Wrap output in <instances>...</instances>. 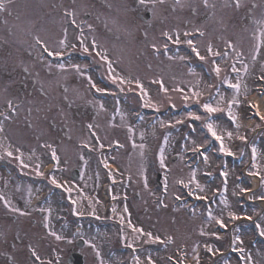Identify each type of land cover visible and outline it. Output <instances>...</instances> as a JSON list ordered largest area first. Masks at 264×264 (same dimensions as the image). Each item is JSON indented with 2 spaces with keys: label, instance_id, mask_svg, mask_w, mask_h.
<instances>
[{
  "label": "rangeland",
  "instance_id": "374dc122",
  "mask_svg": "<svg viewBox=\"0 0 264 264\" xmlns=\"http://www.w3.org/2000/svg\"><path fill=\"white\" fill-rule=\"evenodd\" d=\"M20 1L25 4L26 8L23 11L21 23L15 25L16 37L14 38L23 41V37L27 36L24 29L35 24L36 19L41 16L42 20L44 19L42 30H35V32L42 41L47 42L50 48L63 51L67 46L79 44L78 35L73 31H67L66 47L61 48L58 44V41L64 38V29H66L62 25L67 19L65 11L72 10L77 15L88 11L85 2L90 3V0H73L72 3L63 1L61 4H57L55 0L46 2H42V0ZM170 1L171 4H168L169 0H165L162 4L159 2L155 4L151 21L154 24L147 31L146 39H137L136 36L122 37V39H126L127 52H124L125 56L121 55L120 59L117 58L119 60L115 64L112 63L114 65L112 68L114 73L127 79L134 81L139 78L147 90L149 98L159 106V110L180 109V115L167 113L158 119L152 113L139 122H135L134 117L132 118L133 110L144 106L140 90L136 88L134 82L123 85L113 84L109 79L107 64L97 55H95L94 63L90 65H95V61H97L100 62L102 68H107L104 72L106 82L103 85L107 86L112 93L121 95L120 98L109 99V97L101 98L99 95H92L89 92L87 94L85 85L90 83L89 78H91L90 84L102 88V85L97 83L96 79L98 78H92V74L97 71V68L95 67L90 72L87 63H78L81 66L80 73L71 69L72 63H70L65 64L67 68L64 72L47 77L45 71L52 75L58 71V68L55 67L57 63L49 61L44 54L41 56L37 46L34 48L31 46V49L36 56L37 64H42L40 69L34 67L35 61L25 62L20 56H16V63L17 68L21 64H27L28 77H37L36 86L40 88L41 96L32 98V100L26 99V97L20 103L21 100L17 98L19 89L15 86L22 79L18 76L9 83L1 82L0 108L7 109L10 99L11 102L20 103V106L15 110L16 114H11L8 122L4 118L0 119V125L3 126L4 133L7 134L6 136L0 135V142L7 138L10 142L13 141L19 145L23 153V160L29 165L28 168L20 166V162L15 159V156L19 155L15 151L16 148L12 151V157L0 154V195L30 213L29 216L18 215L19 219L16 218L18 224H16L17 222L11 224L7 221L2 222L3 220L0 222L5 238L11 237L8 236L9 229L12 230V227L15 229V226L18 225L25 233V239H22L21 242L22 254L17 257L20 263L22 260L23 264H31L26 261L29 257L23 254L29 245L34 249L58 252L59 262H64L61 258L62 256L64 258L72 241L64 245L62 240H56L54 236L40 230L37 227L39 217L35 215V209L51 208L49 216L52 220L58 206V210L63 214L59 216L61 222L64 221L77 228H83L79 232L75 230L76 237L82 236L84 240H92L100 250L101 258L107 264H136L134 257L139 258L140 264H148L149 257L154 261V264H179L180 261L182 264H196L197 257L199 264H246L245 261L238 262L228 254L227 248L233 247H243L245 249L243 255L245 257L250 255L252 264H264V254L259 249L262 246H258L257 243L256 246H249L250 238L256 235L254 231H259L256 225L264 226V205L259 202L260 197L264 196V185L261 184L259 178L264 176V121L249 118L252 110L247 107L248 102H252L264 110V96L261 97V93L258 91L254 92L255 86L258 85L254 77L261 74V65L264 64V36L260 37V52L257 59L255 61L251 59L258 42L257 36L260 35L258 29L261 25L256 21H264V0H241L242 6L239 9L235 7L233 0H208V7L204 6L202 0H180V3H177V0ZM118 5L120 4L111 5L108 11L102 13L100 21L121 30L123 26L130 25L129 23L135 20L130 15V10L125 11L123 6L119 8ZM205 16L208 19H205ZM81 21L82 19H80ZM68 22L70 23V19ZM4 26L5 29L11 28L8 25ZM97 28H99L98 25L91 31ZM196 29L204 34L199 35ZM163 31H168L173 37L179 33L182 42L180 44L173 43L161 35ZM185 32L192 33V35L185 37ZM87 34H89L87 39L91 40L90 43L95 39L98 45L96 51L104 52L110 60L109 55L112 57L115 53L109 46L99 43L101 42L99 34ZM81 38L85 41L84 35ZM189 38L193 39L201 55L207 56L209 43L212 44L213 51L221 53L228 51L227 58H216L217 63L223 69L221 77L228 75V78L235 82L236 73L231 72V65L235 63L237 68H242L239 62L242 60L249 66L248 73H242V83L248 88L247 94L240 97L244 106L235 109L240 127L237 129L232 124L226 112L214 114L220 128L233 133L231 139L225 136V143L233 155L239 157L238 163L233 164L228 160L220 159L218 155L221 156L224 153L219 152V144L215 140H213L212 149L210 148L209 152L205 153L209 157L207 164L204 162V158L193 167L189 166L190 163L185 164L184 162L186 150L195 147L193 141L196 144L205 145V141L208 142L212 138L206 129L199 131L197 128L198 124L203 125V119H190L188 113L192 112L203 118L206 114L201 104L208 102L209 96L214 97L211 101L213 104L216 99H219L216 85H219L220 93L225 96V104L222 107L226 108V101L232 95L228 86L221 83L215 73L211 71V58L205 61L199 60L190 46L183 42ZM226 41H231L242 52L239 59L235 57V51L226 49ZM165 43L168 44L167 51L162 47ZM152 44H156L157 48L153 49ZM110 51L113 54H110ZM120 51L122 53L123 49ZM128 56L134 57L136 60ZM182 57L183 59H181ZM75 60L72 59L74 63L77 62ZM49 64L52 65L51 68H49ZM203 66L206 68L203 69ZM66 77L72 78L71 84H67L69 87L66 90L65 88L61 90L58 85ZM85 79L87 83L83 82ZM157 80L163 82L168 89L167 93L160 91L158 83H153ZM209 85H213V87L210 88ZM192 91L202 93L199 103L191 98ZM184 95L190 97L187 103L183 99ZM81 104H92L96 110L95 113L91 112L84 116L81 112L75 111L81 107ZM100 104L104 105L103 109L100 108ZM196 104H199L197 108H195ZM28 109L30 113L27 112ZM146 119L148 123L153 122L154 125L145 124ZM177 120H182L183 123L176 124ZM161 122H164V127H161ZM89 124L92 125L91 129L88 128ZM257 125L260 126L257 127ZM54 126L59 131H56ZM129 127L133 130L131 133L128 131ZM152 127L155 128L153 133L146 131ZM255 134L259 141H255ZM238 135L245 136L246 140H239ZM165 136L168 137L167 141H165ZM150 143L153 144L152 147H149ZM101 144L103 147H100ZM45 145H51L55 149L59 157L58 161L52 160L51 149ZM140 145H144L143 149L140 148ZM161 146H163L166 164L163 169L160 167L158 159ZM253 146L257 150L256 168L252 167ZM29 157L32 158L29 159ZM249 160L251 162H248ZM7 161L8 163H5ZM105 162L116 170L121 168L125 172L123 177L131 176L130 185L121 181L128 191L131 190L126 204L121 203L116 206L113 203L111 208L108 207L107 202L111 203L115 200V196L111 194H114L116 187L106 181L107 169L111 170V168L105 167ZM38 163L42 172L43 168L51 166V169L46 173L43 172V176H36L34 169ZM240 166H245L244 171L247 172V175L245 180L237 182L235 179ZM153 167L162 171L167 178V183H170L162 203L157 201L158 190L154 189L151 192L145 186V181L146 184L153 182ZM13 169L19 171L14 174ZM73 169L79 171L77 179H72L69 176ZM193 170H195L196 180L203 186V191L197 189L195 184H191L187 190H191L194 194L186 203L180 204L175 201L177 200L175 197L186 198L184 195H187L188 191L184 188L182 192L177 181L183 180L188 183ZM142 171L143 176L141 175ZM221 172H227L228 176L226 178L221 176ZM255 172H259L260 175L250 174ZM50 176H55L60 184L70 187L71 192H66L64 187H60V192L53 193L54 185L50 183ZM258 179L259 183H256ZM99 183H102L104 187H101ZM29 188L31 193H29ZM213 189L218 192L214 196L217 205L212 209L211 205L197 201L200 200L197 197L208 195ZM241 189L248 190L244 196L247 195L250 200L245 202L244 208V204H240L242 203ZM50 193H52L51 196ZM137 193L141 194V200L133 199V194ZM224 194L225 197L221 199ZM42 195L43 199L40 201ZM105 195H108L109 198L111 196L110 199L113 201L105 199ZM29 198L33 203L38 200L39 202L36 205H31ZM224 199L227 200V206L222 203ZM24 200L29 201L28 204ZM73 201L76 203L73 204ZM125 206L128 209L127 212H124ZM113 208L116 211H113ZM2 210L10 213L4 208L3 201L0 202V211ZM209 210L213 216L222 219L226 225L231 221L234 223L230 227L227 225L228 230L221 232L215 226V221L209 220ZM229 212H234L239 217L247 216L252 219L232 220L228 215ZM121 217L124 218L123 224L120 223ZM31 218L36 221L34 225L29 223ZM129 221L134 227L142 228L144 232L160 236L161 240L171 236L172 242H156L154 245H150L153 243L148 241L147 236L135 239L138 234L133 233L132 228L128 226ZM88 227H91V230ZM126 229L127 232H125ZM201 230L209 234L201 235ZM120 232L122 235L118 239ZM212 232H216L220 239L212 236ZM29 234H31L30 238ZM236 235L240 236L243 244L239 242L236 245L232 244ZM41 236L43 237L41 238ZM129 242L132 243L131 248L128 247ZM206 245L213 247L215 255L207 251ZM85 247L88 257L85 264H100V259L94 260L93 249L87 244ZM217 249L219 251H216ZM117 250L120 251L118 256L116 255Z\"/></svg>",
  "mask_w": 264,
  "mask_h": 264
},
{
  "label": "snow or ice",
  "instance_id": "6c2138e0",
  "mask_svg": "<svg viewBox=\"0 0 264 264\" xmlns=\"http://www.w3.org/2000/svg\"><path fill=\"white\" fill-rule=\"evenodd\" d=\"M158 2L162 4L164 2V0H138V3L141 5H146L148 3H151L153 6H155V4ZM202 2H203L205 7L209 6L208 0H202ZM177 3H180V0H177ZM233 3L237 9H239L242 6L241 0H233ZM4 10H6V2H5V0H0V11H4ZM65 15L67 17L71 18L72 24L76 25L78 28L80 27V25L76 24V19H75L76 13L74 11L66 10ZM256 23L261 25V27L258 29V32L260 35L257 36L258 42L255 46V52L251 56V59L253 61H255L257 59V55L260 52V43H261L260 37L264 36V21H256ZM88 27L91 30L92 26L88 25ZM196 32L201 36L204 34L199 29H196ZM161 35L163 37H167L168 40H171L175 44H180L182 42L180 39L179 33H177L175 35V37H173L172 35H170V33L168 31H163L161 33ZM191 35H192V33H189V32L184 33L185 37H189ZM82 36H83V30L81 29L80 36L77 37V40L79 41L80 49L83 52L88 53L89 47L85 45L84 40L81 38ZM183 42L190 46L192 52L196 55V57L199 60L205 61L208 58H211V71L213 73H215L217 79L220 80L221 83L227 85L228 89L231 90V92H232L231 97L229 99H227V101H226V105H227L226 108L222 107V105L225 104V96L222 93H220L219 85H216L217 95L219 96V99H216L215 104H213L211 101L214 99V97L209 96L208 102H204L203 104H201V107H202V109L206 115L202 118L200 115L189 112L188 116L190 119H193V120H202L203 119V121H204L203 127L207 130V133L212 137V139H214L216 142H218L219 152L227 154V155H233L231 149L225 143V136H227L228 139H231L233 136V133L231 131H225L224 129L220 128V126L217 124V122L214 118V114L226 112L227 116L230 119V121L232 122V124H234L237 129L240 127V124L238 123V115H237V112L235 109L238 107L244 106V102L240 99V97H241V95L247 94L248 88L246 85H244L242 83V73L247 74L248 70H249V66H248V64L244 63L242 60L239 61L242 65V68H237L236 64L233 63L230 67L231 72L236 73V79H235V82H233L232 80H230L228 78V75H224L223 77H221V73H222L223 69L217 63V59H216L218 57L219 58H227L229 56L228 51H224L223 53H221L219 51H213V46L211 43H209L207 45V56H205V55H201V53H200L197 45L194 43L193 39H190V38L185 39ZM36 43L43 48V51L45 53H47V55L49 57H53V56L54 57H61V56L65 55L64 52L59 51L56 48H50L48 46L47 42L42 41L39 37H36ZM58 44L61 48H64L67 46V30L66 29H64V38L60 39L58 41ZM72 47L75 48L76 45H73ZM97 47H98V45H97L95 39H93V42L91 44L92 50H95ZM151 47L153 49H156L157 45L152 44ZM162 47L165 49V51H167L168 44L165 43V44H163ZM225 47H226V49H232L233 51H235V57L237 59H239L242 56V52L239 51L236 48V45H234L231 41H226ZM96 55L99 56L100 59L107 64L108 72H109V79L112 81L113 84L123 85L125 83L132 84L134 82L136 88H138L140 90L141 99L144 100V106L150 107V108H156L157 110H159V106L157 104L153 103L152 100L149 98V94H148L147 90L144 88V85L139 78H136L133 81V80L127 79V78H125V77H123L117 73H114V69L112 68V62L108 59L107 55L104 54V52H102V51H97ZM181 59H183V57ZM51 67H52V65L49 64V68H51ZM55 67H57L58 69H61V70H65V68H66L64 63H59V64L55 65ZM70 67L75 69L76 72H78V73L81 72V66L78 64H72V65H70ZM258 79L261 82H264V64L261 65V74L259 75ZM89 81L91 83V78H89ZM153 83H158L160 85V91L167 93L168 89L164 86L162 81L157 80V81H153ZM92 87L96 88V91H98V92L105 91V89L97 88L95 84H92ZM209 87L211 88V87H213V85H209ZM242 88H243V92H242ZM121 90H123V89H121ZM177 90L182 91L180 89H177ZM201 95H202V93L199 91H192V97L191 98L195 99L199 103V97ZM261 95H264V89L261 90ZM183 99L187 103L189 101L190 97L188 95H184ZM247 107L250 110H252L253 115L255 117H258L259 120L264 121V113L261 112L258 104L248 102ZM8 108L11 109L12 111H15V108H14L11 100L8 101ZM100 108L103 109L104 105L100 104ZM0 115H5V114L0 113ZM5 118H8V117L5 116ZM180 123H183V121L182 120L176 121V124H180ZM164 126H165L164 122H161V127H164ZM171 126H174V125H171ZM259 126L260 125H257V127H259ZM88 128L91 129L92 125L89 124ZM2 131H3V126L0 125V132H2ZM128 131H129V133H131L133 130L131 127H129ZM141 135H143V134H141ZM129 138L131 139V136H129ZM237 138L241 141L246 140V137L243 135H238ZM167 139H168V137L165 136V141H167ZM205 143H207V141H205ZM193 144L195 145V147L192 148L191 150L194 153H198L200 156H203L204 162L207 164L209 157L207 155H205L204 152L201 151V149L204 147V145L203 144H196L195 141H193ZM45 147L51 149L52 160L58 161L59 157L57 156L55 149L52 148L51 145H45ZM100 147H103V144H101ZM143 147H144V145H140L141 149H143ZM0 148L3 149L4 154L7 155L8 157L13 156V152L8 147H4V145L2 143H0ZM15 151H16V153H19V155L15 156V159L20 162V166H22L23 168H28L29 165L24 162L23 153L21 152V150L19 148H16ZM256 153H257V150H256L255 146H253L252 147V167L253 168L257 167ZM33 155H35L34 152H33ZM141 155H143V153H141ZM241 155H243L242 152H241ZM31 158L32 157H29V159H31ZM158 159H159L160 167L162 169L165 168L166 164H165V159H164L163 146H161ZM104 166L108 167V164L105 162ZM34 171H35L36 176H43L44 175V173L42 171H40V164L39 163L35 166ZM250 174L251 175H260L259 172L250 173ZM141 175L143 176V171L141 172ZM208 175H211V173H208ZM220 175L226 178L228 176V173L227 172H221ZM109 176L111 177V173H109ZM49 180H50V183L55 185L56 187H64V191H66V192H71V190H72L70 187H65L64 185L60 184L55 176H50ZM260 181H261V184L264 185V176H260ZM177 183L182 184L184 188H189V186L191 184H195L197 189H199L200 191H203V186L196 180L195 170L192 171L191 179L188 181V183H185L183 180H178ZM225 184H226V180H225ZM145 186H147L146 181H145ZM166 190H167V178H165V191ZM241 191H247V189H241ZM29 193H31L30 188H29ZM188 194L193 195L194 193L190 190ZM197 198L198 199H205V197H202V196L197 197ZM176 199L179 200L180 197L177 196ZM260 199H264V196H261ZM0 201H3L4 208L7 209L12 214H16L19 216H29L30 215V213L28 211L23 210L20 207L16 206L9 199H6L3 195H0ZM26 203H28V202L26 201ZM72 203L75 204L76 201H73ZM161 203H162V201H161ZM222 203H224L225 206H227V200L226 199L222 200ZM39 211L51 213L52 209L51 208H41V209H39ZM73 211L75 212V209H73ZM113 211H116L115 208H113ZM127 211H128V209L125 206L124 212H127ZM228 215L232 220H237L240 218L234 212H229ZM208 218H209V220H214L215 223L217 225H219L221 228L227 227V225L223 222L222 219L212 215L211 210L208 211ZM246 219L251 220L252 218L246 217ZM42 221H43V227L45 229H48L50 226L49 215L43 216ZM120 223L121 224L124 223L123 217L120 218ZM128 226L130 228H132L133 233L138 234L135 236V239H139L140 236H147L148 241L152 242V243H156V242L171 243L172 239H173L171 236H168V237H166L165 240H161L160 236H153V234L151 232H144V230L142 228L134 227L130 221L128 223ZM256 227L259 230V234L261 236H264V226H262L261 224H257ZM121 231H123V230L121 229ZM49 234L51 236H54L56 240H64L65 239L64 236L57 234L55 231H51ZM208 234L209 233H206L203 230H201V235H208ZM211 235L215 236L217 239H220V237L217 236L216 232H212ZM237 242H239L240 244H243V241L240 239L239 235H236L234 237L232 244L236 245ZM84 243L89 245L93 249L95 256L98 259H100V264H107V262L101 258V252L98 249L97 245L92 242V240H85ZM128 247H130V248L132 247L131 242L128 243ZM206 249L208 252L213 253V255H215V252L213 251V247L211 245H206ZM232 250L235 252L241 253L242 255L240 256V259L244 260L246 262V264H252L251 256L248 255L245 257L243 255V253L245 251V249L243 247H233ZM29 251L31 252V255L33 257H35L37 260L40 259L38 253L36 252V250L34 248L31 247V245H29ZM216 251H219V249H217ZM134 259L136 261V264H140V260L138 257H134ZM49 264H51V262H49ZM148 264H154V261L151 259V257H149V259H148ZM179 264H182V261H180ZM196 264H199V258L198 257L196 258Z\"/></svg>",
  "mask_w": 264,
  "mask_h": 264
},
{
  "label": "flooded vegetation",
  "instance_id": "af4514ba",
  "mask_svg": "<svg viewBox=\"0 0 264 264\" xmlns=\"http://www.w3.org/2000/svg\"><path fill=\"white\" fill-rule=\"evenodd\" d=\"M30 94V93H29ZM54 128H55V126H54ZM56 129V131H59V129L58 128H55ZM4 147H8L11 151H14V148L10 145V143H9V141H8V139L6 138V140H5V145H4ZM163 186H164V184H162ZM122 193H124V188L123 187H121L120 189H119V194L120 195H122ZM135 197H137V196H135ZM37 212V214L39 215V218H43V216H45V214H46V212H44V213H40L38 210L36 211ZM8 218H10V219H15V217L14 216H12V215H8ZM34 221H32L31 223H33ZM52 223V222H51ZM53 224V223H52ZM40 229H43L44 231H49V228L48 229H45L44 227H43V222H42V220H40V221H38V225H37ZM50 227V226H49ZM51 229H53V227H50ZM66 237H70V233L68 234V235H66ZM65 237V239H64V242L65 243H67V238ZM71 248H70V250L69 251H71V252H82L83 251V249H84V246L83 247H81V248H78V244H82L84 241L83 240H80V239H78V238H72L71 239ZM83 253H84V251H83Z\"/></svg>",
  "mask_w": 264,
  "mask_h": 264
},
{
  "label": "bare ground",
  "instance_id": "6f19581e",
  "mask_svg": "<svg viewBox=\"0 0 264 264\" xmlns=\"http://www.w3.org/2000/svg\"><path fill=\"white\" fill-rule=\"evenodd\" d=\"M262 113H263V111H262Z\"/></svg>",
  "mask_w": 264,
  "mask_h": 264
}]
</instances>
